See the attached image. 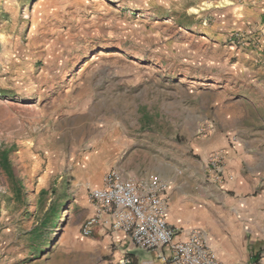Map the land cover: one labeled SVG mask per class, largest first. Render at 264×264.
Here are the masks:
<instances>
[{
	"label": "rangeland",
	"instance_id": "obj_1",
	"mask_svg": "<svg viewBox=\"0 0 264 264\" xmlns=\"http://www.w3.org/2000/svg\"><path fill=\"white\" fill-rule=\"evenodd\" d=\"M253 64L264 72V0H0V150L27 190L12 199L0 168V264H122L125 246L80 231L110 169L191 195L224 185L223 147L264 150ZM52 205L32 251L23 233Z\"/></svg>",
	"mask_w": 264,
	"mask_h": 264
},
{
	"label": "crops",
	"instance_id": "obj_2",
	"mask_svg": "<svg viewBox=\"0 0 264 264\" xmlns=\"http://www.w3.org/2000/svg\"><path fill=\"white\" fill-rule=\"evenodd\" d=\"M253 65L256 67L253 74L262 76L263 66ZM240 66L246 69L243 62H238ZM252 145L239 140L233 146L223 147L224 185L192 187L194 195H191L185 181L169 185L165 194L166 221L177 230L175 239L183 240L191 231L198 230L221 264H264V150L260 152L258 146L253 149ZM256 189L260 193L248 196ZM200 195L207 199L205 206L201 205ZM85 211L87 217L96 211L89 199ZM93 235L96 241L106 242L110 247L125 246L127 255L132 250L138 251L131 253L137 264H160L157 251L132 246L120 230L98 227Z\"/></svg>",
	"mask_w": 264,
	"mask_h": 264
},
{
	"label": "built area",
	"instance_id": "obj_3",
	"mask_svg": "<svg viewBox=\"0 0 264 264\" xmlns=\"http://www.w3.org/2000/svg\"><path fill=\"white\" fill-rule=\"evenodd\" d=\"M221 155L209 157L214 176L218 175ZM168 184L164 180L139 181L117 169L108 170L88 198L95 213L81 225V234L90 237L100 227L122 231L134 247L157 251L160 264H221L198 230L176 240L177 230L166 221ZM129 262L124 252L120 263Z\"/></svg>",
	"mask_w": 264,
	"mask_h": 264
},
{
	"label": "trees",
	"instance_id": "obj_4",
	"mask_svg": "<svg viewBox=\"0 0 264 264\" xmlns=\"http://www.w3.org/2000/svg\"><path fill=\"white\" fill-rule=\"evenodd\" d=\"M10 148H3L0 150V168L6 174L9 181V191L12 193L13 198H20L27 194L26 187L24 185V181L20 178L14 171L13 164L9 158ZM47 193V189L42 188L38 193L37 204L35 212L41 210L43 206V202L45 199V195ZM66 196H64L61 200L64 201ZM57 210L56 206H50L46 215L41 219L40 223L33 226L31 229L24 232V236L27 237L28 243L32 246L30 249L32 251H41V246H44V243L48 241L46 238V230L47 226L50 224H56ZM129 262L126 264H137V259L133 256V254H128Z\"/></svg>",
	"mask_w": 264,
	"mask_h": 264
}]
</instances>
